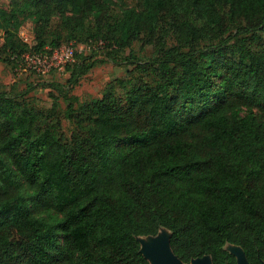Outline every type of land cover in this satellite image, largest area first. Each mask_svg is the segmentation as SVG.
<instances>
[{
	"label": "trees",
	"instance_id": "1",
	"mask_svg": "<svg viewBox=\"0 0 264 264\" xmlns=\"http://www.w3.org/2000/svg\"><path fill=\"white\" fill-rule=\"evenodd\" d=\"M0 31L12 67L63 44L154 51L80 100L96 60L75 49L55 85L69 135L56 102L0 87V264H149L136 236L161 227L184 262L236 264L232 243L264 263V0H8Z\"/></svg>",
	"mask_w": 264,
	"mask_h": 264
},
{
	"label": "rangeland",
	"instance_id": "2",
	"mask_svg": "<svg viewBox=\"0 0 264 264\" xmlns=\"http://www.w3.org/2000/svg\"><path fill=\"white\" fill-rule=\"evenodd\" d=\"M8 0H0V6L6 7ZM32 35V23L30 20L25 21L20 29L19 35ZM2 42V32L0 31V43ZM66 45V44H63ZM101 46V45H100ZM98 47L96 44L93 48L89 49V46L84 43H79L74 47L78 50V54L87 56L90 60H96L95 65L83 75L79 81L69 88V95H75L80 100L85 95L93 98H100L108 88L110 83L116 81V79H123L127 76V71L132 68L129 63H122L123 56L129 53L134 54L139 59H145L154 56V51L151 46L141 47L137 43H133L132 47L126 48L122 52H118V61L113 62L109 58L104 57L101 52L103 48ZM95 51L94 55L92 51ZM77 58L74 56V60ZM69 72L65 69V66L53 67L47 73H37L35 71H15L14 67L10 64H6L0 61V87L9 89L10 85L14 84L16 91H24L30 86L32 89L29 90L28 96L38 107L49 111L56 102L57 108L54 112V119L57 117L61 118L60 129L63 130L67 135L70 134L73 125L64 117H62V111L66 107L65 100L61 97L59 92L55 89V85L62 84L66 87L68 85L67 80L69 78ZM51 94L54 97H51Z\"/></svg>",
	"mask_w": 264,
	"mask_h": 264
},
{
	"label": "water",
	"instance_id": "3",
	"mask_svg": "<svg viewBox=\"0 0 264 264\" xmlns=\"http://www.w3.org/2000/svg\"><path fill=\"white\" fill-rule=\"evenodd\" d=\"M170 238L171 231L165 227H161L154 235L136 236L140 252L148 260L149 264H213L210 255L192 258L189 262L182 261L174 253ZM224 248L235 256L236 264H250L241 246L226 243Z\"/></svg>",
	"mask_w": 264,
	"mask_h": 264
},
{
	"label": "built area",
	"instance_id": "4",
	"mask_svg": "<svg viewBox=\"0 0 264 264\" xmlns=\"http://www.w3.org/2000/svg\"><path fill=\"white\" fill-rule=\"evenodd\" d=\"M21 40L31 46L32 35H19ZM75 49L72 44L62 45L52 51H27L18 59L15 71H35L37 73H47L53 67L65 66L74 61Z\"/></svg>",
	"mask_w": 264,
	"mask_h": 264
}]
</instances>
